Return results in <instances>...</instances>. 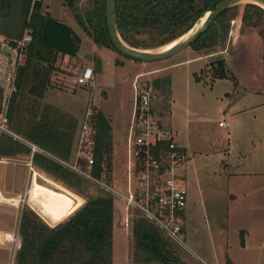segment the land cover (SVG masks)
<instances>
[{"label": "rangeland", "instance_id": "374dc122", "mask_svg": "<svg viewBox=\"0 0 264 264\" xmlns=\"http://www.w3.org/2000/svg\"><path fill=\"white\" fill-rule=\"evenodd\" d=\"M74 6L78 10L65 0H41V13L70 25L80 38L79 48L67 63L56 58V69L51 73L53 86L47 88L51 90L48 100L42 97L30 105L26 100L19 113L33 120L39 112H53L56 126L64 120L71 123L72 162L85 116L100 111L112 130L111 175L105 186L125 193L132 83L151 86L152 108L158 120L172 127L177 143H188L186 159L177 169L187 199L180 218L182 238H169L177 255L186 264H264V64L258 35L254 32L242 41L239 38L240 9H236L235 21H228L225 36L214 46L203 50L187 46L166 58L136 61L94 42L90 28L79 17V11L88 10L85 0H77ZM0 40L11 58L9 72L0 87L1 106L2 98L7 96L9 75H13L15 52L5 39ZM221 57L227 58L223 66L231 76L212 77L210 65ZM5 63L6 58L0 55V76ZM86 66L93 71L91 86L76 83L77 75ZM55 89H60L56 97ZM51 104L69 106L72 113ZM5 124L10 131L7 117ZM23 144L27 145L24 141ZM26 157H0V192L18 199L0 201V239L7 232L17 235L21 209L31 207L27 189L34 181L55 191L64 189L79 198L80 204L75 208L85 200L83 194L39 172ZM30 167L42 176H32V180ZM112 205V264H131L129 222L126 227L123 218L138 209L128 206L134 208L130 210L116 193ZM7 236L0 243V264H12L16 250Z\"/></svg>", "mask_w": 264, "mask_h": 264}, {"label": "trees", "instance_id": "16d2710c", "mask_svg": "<svg viewBox=\"0 0 264 264\" xmlns=\"http://www.w3.org/2000/svg\"><path fill=\"white\" fill-rule=\"evenodd\" d=\"M65 1L77 9L74 6L77 0ZM217 1L114 0L116 31L130 47L161 48L190 29ZM85 2L88 10L79 11V17L90 28L93 41L114 49L106 31L104 0ZM40 3L41 0H0V37L6 40V44L13 48L24 31L30 34V40L13 70L14 89L10 92L6 108L8 127L41 149V152H31L29 146L0 132V157L31 153V165L83 194L85 200L52 225L44 222L29 207H22L16 227L19 246L14 251L12 264H112L115 209L113 194L105 189V182L108 184L111 175V127L108 121L98 110L88 118L93 145L92 163L87 165L82 157H77L74 163L69 161L71 123L62 121L61 130L48 114L39 112L38 118L31 120L19 113L26 100L29 105L36 103L51 86L50 75L55 69L56 58L59 55L75 56L79 48L80 38L75 30L48 13H41ZM236 9H240L237 30L241 34L255 32L258 35L264 64V9L253 3L236 4L222 10L189 46L198 50L214 46L225 36L228 21H235ZM223 60L221 57L211 63L212 77L231 76L224 68ZM166 83L167 78L163 87ZM126 189L127 180L125 193ZM134 211L127 217L131 264H186L159 227L141 212Z\"/></svg>", "mask_w": 264, "mask_h": 264}, {"label": "built area", "instance_id": "2783aa9c", "mask_svg": "<svg viewBox=\"0 0 264 264\" xmlns=\"http://www.w3.org/2000/svg\"><path fill=\"white\" fill-rule=\"evenodd\" d=\"M230 21L233 22V20ZM29 40L30 34L24 31L22 37L12 48L15 52L12 64H15V67ZM92 73L90 67H84L77 75L76 83L91 86ZM13 89V75H9L7 96L2 98L0 106V131L16 137L5 124L7 102ZM132 89L134 98L127 132L128 141L131 140V143L130 145L127 143L130 152L127 156L126 193H120L106 186L105 189L122 198L126 207H136L139 212L157 225L165 236L180 240L182 238L180 218L186 204V194L177 169L182 167L185 154L173 140L172 130L162 124L153 111L154 92L151 86L136 85L133 82ZM89 116L90 114L85 116L80 127L75 153V158H84L87 165L92 163L93 145L92 131L88 123ZM224 125L228 124L224 123ZM30 148L35 149L33 145ZM72 169H75V166H72ZM123 223L127 225V216L123 218ZM13 239V245L12 242L10 244L15 250L19 246L18 235ZM0 243L3 241L1 240Z\"/></svg>", "mask_w": 264, "mask_h": 264}, {"label": "water", "instance_id": "95a60500", "mask_svg": "<svg viewBox=\"0 0 264 264\" xmlns=\"http://www.w3.org/2000/svg\"><path fill=\"white\" fill-rule=\"evenodd\" d=\"M241 3H253L264 9V0H219L215 3L212 9L207 10L205 12L206 14L204 13V20L198 27L193 28V26L195 25L194 23L190 29H188L177 39L173 40L175 42L164 50H157L159 47L154 49H137L126 45L120 39L115 26L114 0H104V20L109 41L115 50L131 59H136L140 61H152L166 58L178 52L179 50L189 46L190 43L208 26L209 22L212 21L222 10L229 6ZM0 55L6 58L5 69L3 70L2 75L0 76L1 87L4 82V77L9 72V61L11 58L6 52V50L2 48H0ZM29 205L31 206L30 208L47 224L55 223V221L34 200L30 199Z\"/></svg>", "mask_w": 264, "mask_h": 264}, {"label": "bare ground", "instance_id": "6f19581e", "mask_svg": "<svg viewBox=\"0 0 264 264\" xmlns=\"http://www.w3.org/2000/svg\"><path fill=\"white\" fill-rule=\"evenodd\" d=\"M205 14L199 18V20L197 21V23H195L193 28H196L201 24V22L204 20ZM174 42H172V43H170L164 47L158 48L157 50H164V49L168 48V46H170ZM31 170H32V168H31ZM31 173H32V176L34 178L36 176V174L34 173L33 170ZM1 195H2V193L0 194V197H1L0 201L13 200L15 202L18 200L16 196L9 198L6 195H3V196H1ZM29 195H30V199L34 200L55 222L64 218L77 205L80 204V199L77 197H74L68 191H66L64 189L59 190V191H55V190H52V189L46 187L45 185L43 186V185L38 184L36 181L33 182L32 187L29 190ZM7 237H8V239H10L12 241L14 240L12 235H8ZM0 240L5 241L3 239V237Z\"/></svg>", "mask_w": 264, "mask_h": 264}, {"label": "crops", "instance_id": "0c3cea01", "mask_svg": "<svg viewBox=\"0 0 264 264\" xmlns=\"http://www.w3.org/2000/svg\"><path fill=\"white\" fill-rule=\"evenodd\" d=\"M238 26V25H237ZM249 34H251V33H248V34H239V38H240V40L242 41V39H244V37H246V36H248ZM4 42H1V40H0V48H2V44H3ZM8 47H10L9 45H7ZM11 48V47H10ZM3 49V48H2ZM12 49V48H11ZM59 57H60V60H61V62H65V63H67V62H69V56H67V55H59ZM224 58V57H223ZM224 59H226L227 60V58H224ZM229 60V59H228ZM87 67V66H86ZM55 69H56V67H55ZM53 73V72H52ZM54 73H55V71H54ZM51 77H50V81H51V85L53 86V82H52V74L50 75ZM63 88V87H62ZM51 90H45V92H44V96H42L43 97V99L46 101V100H48L47 99V94L49 95V92H50ZM58 91H60V89H55V92H54V94H53V96L54 97H56L57 96V93H58ZM42 97H40L39 99H42ZM49 101H52L51 99H49ZM51 106H55V107H61L62 109H63V111H66V112H69V113H72V111H71V109H70V107L69 106H66V107H64V106H62L61 104L60 105H57V104H51ZM44 108H45V105L43 106ZM42 107V109H44ZM50 112V111H49ZM51 114H54L53 112L51 113ZM51 114H48V116L51 118V120L52 121H54V125L56 126V124H57V122H55V120H54V116H51ZM45 115H47V113H45ZM64 122H65V120H64ZM62 122L61 123H59L57 126L60 128L61 126H62ZM66 124V123H65ZM129 125V124H128ZM165 125V124H164ZM169 127V126H168ZM171 130H172V127H169ZM10 132L11 133H13L16 137H18L22 142L21 143H23V141L24 142H26L27 143V145L30 147L31 145H33V144H31V143H29L27 140H25L23 137H21V136H19L17 133H15V132H13V131H11L10 130ZM174 132V130L172 131V133ZM111 133H112V130H111ZM111 136H112V134H111ZM175 136H176V134L174 135L173 134V140L175 141ZM181 140H184L183 138H181ZM175 143L177 144V145H179L181 148H182V150H183V152H184V154H185V151H186V148H187V144L188 143H186L185 141L181 144V142L180 143H177V140L175 141ZM34 146V145H33ZM76 147H77V140H76V144H75V147L73 148V156L75 157V153H76ZM34 150H31V152L32 151H39V152H41V149H39V148H37L36 146H34ZM31 149V148H30ZM27 157V161L31 164V161H30V157H31V153L29 154V155H26ZM76 159V158H75ZM185 159H186V154H185ZM70 161V160H69ZM75 162V160L73 159V161L71 162V163H74ZM126 165H127V162H126ZM33 166V165H32ZM182 166H183V164H182ZM35 167V166H34ZM30 168H32V167H30ZM37 170H39V172H42V173H45L44 171H42V170H40L39 168H37V167H35ZM32 170L34 171V173L36 174V176H42V175H40L35 169H33L32 168ZM32 170H31V172H32ZM46 174V173H45ZM47 175V174H46ZM31 178H32V173H31ZM42 178H44V177H42ZM181 179H182V177H181ZM32 180H33V178H32ZM33 182V181H32ZM35 182V181H34ZM32 184L33 183H31V186H32ZM30 186V187H31ZM30 187L27 189V193L29 192V189H30ZM1 193V192H0ZM4 195V194H3ZM3 195H1V196H3ZM17 197V196H16ZM1 198V197H0ZM5 235H12L11 233H4L2 236L4 237ZM1 241V240H0Z\"/></svg>", "mask_w": 264, "mask_h": 264}, {"label": "flooded vegetation", "instance_id": "af4514ba", "mask_svg": "<svg viewBox=\"0 0 264 264\" xmlns=\"http://www.w3.org/2000/svg\"><path fill=\"white\" fill-rule=\"evenodd\" d=\"M6 64V63H5ZM11 64V59H10V61H9V65ZM5 69V65H4V68H3V70Z\"/></svg>", "mask_w": 264, "mask_h": 264}]
</instances>
